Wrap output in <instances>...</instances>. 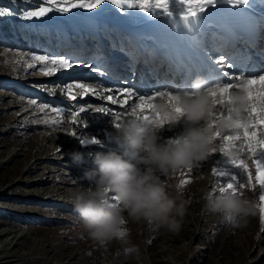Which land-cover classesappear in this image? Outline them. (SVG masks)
<instances>
[{
    "label": "rangeland",
    "instance_id": "1",
    "mask_svg": "<svg viewBox=\"0 0 264 264\" xmlns=\"http://www.w3.org/2000/svg\"><path fill=\"white\" fill-rule=\"evenodd\" d=\"M256 1L252 0L251 8L244 6L245 11L239 8L229 11V19L234 14L241 17L246 11L254 10ZM42 4L43 0L26 4L0 0V8L13 12L12 16L0 17V264H264V221L259 210L262 189L255 182L251 153L247 154L246 162L255 186L248 184L244 170L231 164L222 153L210 156L191 173L184 171L171 178L162 177L178 189L182 181L191 180L182 188L192 203L179 232H155L146 225L129 223V241L134 251L127 258L116 256L119 243L101 245L89 238L68 194L87 186L84 172L95 167L89 153L119 150L112 140L114 122L124 120L128 116L125 109L135 101L133 97L129 105L121 107L119 103L113 105L105 100L106 95L115 98L118 87L102 82V78L107 79L106 74L91 62L99 57L95 48L96 44L100 46L99 34L111 42V53L120 48L123 53L128 43L119 24L123 26L124 22L113 20L120 12L110 4L91 11L73 9L67 14L52 12L31 20L22 18L25 12L36 10ZM11 5L16 10L13 11ZM229 7L221 6L224 10ZM149 20L158 22L150 26L149 31L164 25L171 31L175 29L160 18ZM190 37L186 34L187 40ZM104 50L106 48L100 47L101 52ZM16 52L68 58L74 62V67L45 76L37 71L39 64L30 69L23 60L16 63L19 59L14 55ZM153 73L155 71L148 74ZM110 74L113 75L110 79L116 78V74ZM73 82H89L98 90L111 88L113 91L81 97L80 90L76 89L77 99L72 101L66 95V85ZM167 83V90L178 93L180 86L168 87L170 82L167 80ZM31 100H36L37 104H31ZM41 106H47L44 112L40 111ZM79 107L89 108L78 118L88 124L87 128L71 123L70 113ZM95 107H107L111 112L120 113V119L115 121L113 115L91 111ZM51 108H58L61 113L58 115L50 111ZM190 126L185 120L175 126H164L161 141L186 135ZM73 131L76 137L70 135ZM93 137L100 143L80 142V139ZM236 144L239 146V142ZM74 151L84 153V164L78 166L73 162L71 153ZM214 167L237 175L245 185L237 193L246 194L257 202V214L248 217L243 228H233L204 208L203 193L214 191L217 184L226 186L223 178L213 175Z\"/></svg>",
    "mask_w": 264,
    "mask_h": 264
},
{
    "label": "clouds",
    "instance_id": "2",
    "mask_svg": "<svg viewBox=\"0 0 264 264\" xmlns=\"http://www.w3.org/2000/svg\"><path fill=\"white\" fill-rule=\"evenodd\" d=\"M177 97L183 109L180 115L171 114L173 105L162 98L156 103V111L162 114L163 121L140 120V113L133 111L118 122L112 140L119 150L89 153L95 167L84 172L87 186L68 194L89 238L101 245L119 243L117 257L127 258L134 251L129 241V223L146 225L155 232L180 231L192 201L185 197L184 189L162 177L193 170L212 153H223L235 161L244 156L242 147L215 138L217 133L229 130L241 134L238 125L247 120L249 106L244 89L231 93V103H225L223 98L211 95L205 77L197 76L191 88L177 93ZM218 105L227 109V114L221 116ZM181 120L191 125L186 135L162 142L164 126H175ZM71 157L78 166L86 162L83 152L74 151ZM221 187L217 184L214 191L203 193L205 210L233 228L245 227L248 217L257 214V202L243 193L221 191ZM113 197L118 198V206H113Z\"/></svg>",
    "mask_w": 264,
    "mask_h": 264
},
{
    "label": "snow or ice",
    "instance_id": "3",
    "mask_svg": "<svg viewBox=\"0 0 264 264\" xmlns=\"http://www.w3.org/2000/svg\"><path fill=\"white\" fill-rule=\"evenodd\" d=\"M104 4L115 6L121 14H127L128 10H139V12L147 14L149 18L162 19L178 31L182 26L188 35H197L202 31V28L206 26L208 16L212 14L209 12V9L215 10L217 5L231 6V8H239L241 11H245L244 6L252 7L251 0H43L41 6L36 10L25 12L22 18L24 20H31L32 18L48 16L52 12L67 14L72 12L73 9L91 11L98 9ZM12 15L13 12L10 9L0 8V17ZM252 23L264 31V13L260 15L258 20H253ZM14 55L19 57L16 63H20L23 60L27 68L35 69L36 65L39 64L40 67L37 71L45 76H52L58 70L74 67V62H70V59L64 57L54 58L48 55H34L26 52H16ZM205 55L207 56L208 53L206 52ZM27 60L31 62H27ZM236 66L239 65L235 61L225 62L222 56L215 60L209 56L208 67H205L199 75L208 80L211 95L223 98L225 103H231V93L241 88L245 90L249 106L247 109V120L240 122L238 125V130L242 134H234L232 130H229L225 133H217L215 138L223 140L225 144H236V142H239V146L244 149V156L239 161L228 159L231 164L244 170L248 184H253V173L246 162L247 154L251 153L253 157L252 163L255 165V182L262 189L259 195L261 202L259 210L261 219L264 221V138H262L264 136V74H252L250 77H245L243 75H230L227 71H221V69H231ZM193 79H195V76ZM180 82H182V78L181 81H178V83ZM76 89L80 90L79 95L81 97L89 94L101 96L104 92L113 91L111 88H101L98 90L97 86L89 82H73L66 85V95L72 101L77 99V95L74 92ZM115 91L118 93L115 98L113 95H106L104 99L110 101L113 105L119 103L121 107H124V105H129V101L135 97V101L125 109V112L129 114L130 112L138 111L140 114L137 116V119L140 120H164V117L156 111V104L152 102L156 98H167L169 103L173 105L171 114L180 115L183 113V109L178 106L177 93L174 94L173 90H155L150 94H141L139 91H133L129 88L115 89ZM30 103L35 105L37 101L31 100ZM46 107L41 106L40 111L44 112ZM50 111L58 115L61 113V110L58 108H51ZM88 111L89 108L86 107H79L72 111L70 113L71 123L73 125L83 124V127L87 128L88 124L78 118L81 117V114H85ZM91 111L97 114L113 115L115 121H118L121 115L120 113L111 112L107 107H95ZM225 114H227V109L220 111L221 116ZM47 122L45 121V123ZM60 122L62 123L63 121L61 120ZM52 123H57V121H52ZM114 124L116 127L119 126L118 122H114ZM70 135L76 137L77 133L73 131ZM80 142L82 144L100 143L95 137L80 139ZM225 151H227V148H225ZM214 154H210L209 157ZM257 156L259 158H256ZM191 172L192 170H189V173ZM212 173L216 177L223 178V183L226 186H222L221 191L231 190L233 194H236L239 188L245 187L238 180V176L232 174L230 170H218L214 167ZM188 183H191L190 179L182 181L180 187L183 188ZM253 186L255 185L253 184ZM113 200L116 201L113 206H118V198L113 197Z\"/></svg>",
    "mask_w": 264,
    "mask_h": 264
},
{
    "label": "bare ground",
    "instance_id": "4",
    "mask_svg": "<svg viewBox=\"0 0 264 264\" xmlns=\"http://www.w3.org/2000/svg\"><path fill=\"white\" fill-rule=\"evenodd\" d=\"M10 1L16 3L24 2L26 4V3H32V1H36V0H10ZM256 2L258 3L256 4V8L254 10L246 11L244 15L241 17H237L236 14H234L231 17V19H229V15L227 14L229 11L234 10L231 7L224 10L221 8V6L219 7L217 5V8L215 10L209 9V12L212 14L208 16L206 26L202 28V31L199 34L191 35L189 40L186 39V33L183 30L182 26L179 31L176 28L173 31H171L165 25L162 27L156 26L155 30L149 31V27L152 25H156L158 22L157 21L150 22L147 14H143L139 12V10H128V13L130 14L126 17L124 16V14L119 13L120 11L118 10L117 12L119 13V16H117V18L113 20L115 21L119 19L122 20L124 22L123 26L126 28L127 31H129V33H131V35H135L138 33L144 34L148 32L153 36L157 37L158 39L171 41V42H177L182 40L195 41L197 37H202L201 39L202 42L200 43V46H205L207 49L206 52L208 53L207 56L208 57L210 56L213 60H215L220 58V49H218L214 45H209L210 43H212L211 37L214 36L218 40H225L228 35H236L237 29H239L242 26V24H246L245 27H243L244 29H246L252 15H261L262 13H264V0H257ZM11 7L14 8L13 5H11ZM126 25L129 27L127 28ZM205 67H208V64L206 62H200L197 59L196 66L187 69L185 68L184 70L178 68L177 71L173 73V75L175 76L174 77L175 80H169V77L166 74V72L173 71V68H168L166 72L162 71L161 69H158L153 74H147L146 77H144V80L146 81V84H155L157 81L163 83L165 82V80L166 81L168 80L170 82L168 87L175 88L177 86H180L178 89V92H180L179 90L184 91L190 89L193 81V77L195 76L196 78L197 76H201L199 75V73H201V71ZM179 71L181 72L178 73ZM221 71H227L230 75H236V74L242 75V72L239 71L238 74V71H236L235 68L221 69ZM120 78H122V76H120ZM181 78H182V82L175 85V82L181 81ZM149 81H151L152 83H150ZM130 89H132L133 91H137L136 87H131ZM159 99L160 98H156L152 102L155 103V101ZM131 101L132 100H130L129 103H131ZM7 233L8 232H5V234Z\"/></svg>",
    "mask_w": 264,
    "mask_h": 264
}]
</instances>
